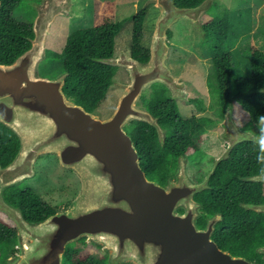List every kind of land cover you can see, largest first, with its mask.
<instances>
[{
	"label": "water",
	"instance_id": "water-1",
	"mask_svg": "<svg viewBox=\"0 0 264 264\" xmlns=\"http://www.w3.org/2000/svg\"><path fill=\"white\" fill-rule=\"evenodd\" d=\"M156 1L162 6L161 26L150 47V59L142 62L131 54L126 57L132 83L109 118L102 119L69 98L63 90L68 71L56 77L38 73L51 25L58 15L70 13V0H57L51 6L39 4L31 47L12 63H0V121L20 139L14 159L0 167V211L15 219L20 248L17 261L3 264H64L67 245L83 237L103 246L110 264H261L223 249L213 238L223 219L221 211L208 217L204 227L198 225L203 204L195 194L210 187L219 161L227 158L238 142L250 139L264 147V136L237 140L216 158L213 169L200 181L189 175L187 155H181L177 180L164 186L148 178L134 139L125 129L132 119L149 122L165 143L166 129L147 108L137 107V100L149 84L158 81L173 92V98L183 96V91L177 90H185V83L178 82L165 64L167 28L179 17H187L205 40L204 23L196 13L206 3L210 8L214 0L196 6L148 0L145 7ZM114 57L101 60L117 65ZM248 133L253 134L238 130V135ZM50 153L57 155L64 167L79 173L83 188L68 209L31 221L4 193L7 187L34 177L36 162ZM248 179L264 181V172ZM242 205L264 212V203ZM257 250L264 254V245Z\"/></svg>",
	"mask_w": 264,
	"mask_h": 264
},
{
	"label": "trees",
	"instance_id": "trees-1",
	"mask_svg": "<svg viewBox=\"0 0 264 264\" xmlns=\"http://www.w3.org/2000/svg\"><path fill=\"white\" fill-rule=\"evenodd\" d=\"M19 1L0 0V63H12L31 47L35 35L33 23L19 21L13 15ZM174 1L179 6H196L203 0ZM116 7L115 0H95L92 26L75 29L61 53L63 71H68L63 90L89 111L97 110L105 102L118 70L117 65L101 60L115 55L116 36L125 21L116 16ZM218 15L205 16L204 28L213 59L209 80L218 86L222 116L232 109L247 119L253 116L264 120V50L253 45L250 74L236 78V66L231 61L234 42L228 36L232 22L227 14ZM131 19V55L146 62L150 59V47L143 44L147 7H140ZM168 34L172 36L171 29ZM150 87L149 93L143 92L140 97L141 106L158 117L159 124L166 129L165 143L161 142L157 127L149 122L132 119L125 129L134 139L148 178L165 185L168 177L178 171L179 157L186 155L190 147L201 149L203 127L214 120L195 115L185 118L177 99L163 82H154ZM19 148L17 133L0 121V167L10 163ZM263 172L264 147L255 140H242L227 158L219 161L210 187L195 194L203 204L198 225L204 227L208 215L221 211L223 219L217 223L213 238L223 249L261 264L264 254L257 248L264 245V212L242 203H264V181L248 179ZM4 194L31 221L44 219L58 210V206L25 182L7 187ZM18 249L16 224L0 211V264L7 263V255ZM64 264L110 263L108 252L101 245L83 237L67 245Z\"/></svg>",
	"mask_w": 264,
	"mask_h": 264
},
{
	"label": "rangeland",
	"instance_id": "rangeland-1",
	"mask_svg": "<svg viewBox=\"0 0 264 264\" xmlns=\"http://www.w3.org/2000/svg\"><path fill=\"white\" fill-rule=\"evenodd\" d=\"M56 1L20 0L13 15L19 21L34 23L39 14L37 6L39 4L55 5ZM115 1L117 2L116 16L119 20L125 21L121 31L116 36L114 58L118 63V70L114 83L107 93L108 97L105 102L94 111L102 119L109 118L113 114L120 95L132 83L129 66L124 63L126 57L131 54L133 29L131 15L140 7H145L148 0ZM94 4L95 0H70V13L68 15L60 14L55 18L47 37L45 56L38 63L39 75L56 77L63 72L64 62L61 53L66 46L68 36L77 28L92 26ZM208 5L209 3H206L196 13L197 16L201 17L203 23L205 16L216 17L219 16L218 14H227L230 17L232 24L228 36L230 41L234 42L231 61L236 66L235 77L249 75L251 71V48L256 45L264 50V0H214L210 8H207ZM146 7L147 19L143 31V44L151 47L155 33L157 31L159 33L160 30L161 24L158 19L161 15L162 6L156 1L149 3ZM170 29L172 36L169 37L168 31ZM166 43L168 51L165 64L178 78V82L185 83V90L181 87V90H177L180 93L183 91V96L176 98L181 114L185 118L198 115L209 116L215 120L203 130L204 141H200L201 150H198L196 155L191 158H196L195 161L203 164L199 165L200 170L206 172L205 176H207L213 169L216 158L225 153L237 140L245 136H264V120L253 116L247 119L235 113L234 110L227 111L222 116L218 86L209 80V75L213 72V59L209 44L206 39L202 40L200 29L196 27L192 19L179 17L173 22L167 28ZM150 85L143 92L149 93ZM170 92L173 94L171 90ZM140 97L137 100V107L142 108ZM201 105L204 106V109ZM239 129L251 131L253 134L238 135ZM192 150L194 149L191 147L189 153H192ZM213 155H216L214 160L211 158ZM200 158L202 159L198 160ZM191 159L187 155L185 162L189 166L188 173L190 172L189 175L193 178V174L197 173L194 167L198 165ZM35 168L37 170L36 175L23 182L33 187L46 201L58 206V210L68 209L83 188V180L79 173L73 168L64 167L57 155L52 153L40 156ZM171 180L176 181L177 176ZM5 214L12 219L7 213ZM12 220L17 227L15 219ZM87 241H91V239H87ZM94 243L98 244L97 242ZM19 253L20 248L16 253L8 254L7 263L17 261Z\"/></svg>",
	"mask_w": 264,
	"mask_h": 264
},
{
	"label": "flooded vegetation",
	"instance_id": "flooded-vegetation-1",
	"mask_svg": "<svg viewBox=\"0 0 264 264\" xmlns=\"http://www.w3.org/2000/svg\"><path fill=\"white\" fill-rule=\"evenodd\" d=\"M192 116H194V115H192ZM192 116H190V117H192ZM195 116H198V115H195ZM198 117H200V116H198ZM204 117H208V118H211V119H213L212 117H209V116H204ZM186 118H188V117H186ZM214 120V119H213ZM215 121V120H214ZM206 126H209V125H205L204 127H203V130L206 128ZM200 141H204V139H203V136H202V139L200 140ZM191 148V147H190ZM190 148H188V151H187V153H185L186 155H188L189 156V159H191L192 158V156L193 155H196V153L198 152V150H196L195 148H193L194 150H192V153H189V150H190ZM199 150H201V149H199ZM206 154V153H205ZM207 155V154H206ZM216 155H213V156H211V158H213V160H214V157H215ZM202 158H200V159H198V160H201ZM191 160H196V158H194V159H191ZM194 161H193V163H194ZM195 163L198 165L197 167H194L195 168V170L197 171V173L196 174H193V178L195 179V180H197V181H200V180H202L204 177H205V175H206V172L204 173L203 171H201L200 169H201V167L199 166V165H203V164H200V162L198 161H195ZM192 165V164H191ZM177 166H178V164H177ZM188 170H189V166H188ZM190 173V172H189ZM198 174H200V175H198ZM176 176H177V172H176V174L174 175V176H169L168 177V181H167V184H165L164 186H167L168 185V182H169V180H171V179H173V178H176ZM180 211H184V209L183 208H180L179 209ZM216 212H214L213 214H210V215H208L207 216V218L208 217H210V216H212V215H214ZM205 226V225H204ZM201 227V226H200ZM203 227V226H202Z\"/></svg>",
	"mask_w": 264,
	"mask_h": 264
}]
</instances>
